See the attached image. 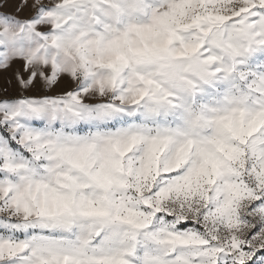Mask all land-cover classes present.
I'll use <instances>...</instances> for the list:
<instances>
[{
    "label": "snow or ice",
    "instance_id": "obj_1",
    "mask_svg": "<svg viewBox=\"0 0 264 264\" xmlns=\"http://www.w3.org/2000/svg\"><path fill=\"white\" fill-rule=\"evenodd\" d=\"M16 64L0 264H264V0H0Z\"/></svg>",
    "mask_w": 264,
    "mask_h": 264
},
{
    "label": "rangeland",
    "instance_id": "obj_2",
    "mask_svg": "<svg viewBox=\"0 0 264 264\" xmlns=\"http://www.w3.org/2000/svg\"><path fill=\"white\" fill-rule=\"evenodd\" d=\"M5 11H14V8L9 7L8 9H5ZM20 65L16 64L13 66V68L9 69L6 72H0V94L3 93V89L7 87L8 94L10 96H15L18 94V89L15 83V80L13 78V73L16 71L17 68H19ZM11 80V83H8V81Z\"/></svg>",
    "mask_w": 264,
    "mask_h": 264
}]
</instances>
